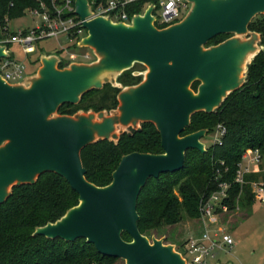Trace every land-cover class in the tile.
<instances>
[{
	"label": "water",
	"instance_id": "1",
	"mask_svg": "<svg viewBox=\"0 0 264 264\" xmlns=\"http://www.w3.org/2000/svg\"><path fill=\"white\" fill-rule=\"evenodd\" d=\"M188 1L192 7L183 20L159 29L154 5L126 24L102 16L87 20L93 13L89 0H75V13L87 30L78 46L93 49L98 62L60 69L59 56L43 55L38 74L20 84H8L0 76V146L7 143L0 151V203L12 194L9 189L33 184L45 173L63 177L79 195L76 207L56 223L38 228L36 235L67 242L84 239L101 255L126 264H187L174 246L152 243L141 234L139 196L151 178L181 171L188 151L207 152L202 142L207 130L182 136L192 115L218 109L245 83L247 64L262 49L237 40L202 49L217 36L245 34L253 18L264 13V0ZM6 51V46H0V59L9 56ZM245 58L246 75L240 82L239 67ZM136 63L149 67L147 78L119 94L121 105L114 115L78 112L49 120L61 106L78 104L85 93L106 83L114 85L116 78L91 86L102 69L122 73ZM197 81L200 85L194 93L189 88ZM139 121L157 126L164 153L123 157L106 187L87 181L82 150L101 140L118 142L117 124L128 127ZM124 233L132 241H125Z\"/></svg>",
	"mask_w": 264,
	"mask_h": 264
},
{
	"label": "trees",
	"instance_id": "2",
	"mask_svg": "<svg viewBox=\"0 0 264 264\" xmlns=\"http://www.w3.org/2000/svg\"><path fill=\"white\" fill-rule=\"evenodd\" d=\"M63 1L0 0V24L5 25L6 17L22 18L29 9L43 11L44 6L53 11V4L62 5ZM95 1L96 5L107 2ZM147 3L158 4V0H138L124 10L132 17L141 14ZM249 30L261 34L263 49L248 66L245 83L230 93L214 112L193 114L190 125L182 134L188 136L202 130H207V134L213 133L221 124L227 128L223 144L207 148L206 153L188 151L181 171L162 174L158 179L151 178L141 191L137 206L140 216L138 226L141 234L151 242L154 237H165L159 235L160 231L185 219L199 221L202 198L217 189L215 161L223 160L229 168L223 180L232 183L231 210L235 209L238 198L241 207L256 201L249 184L241 187L234 183L237 164L246 149H259L264 158V18L253 20ZM15 34L10 33L11 36ZM228 37L217 36L208 46H216ZM59 68L62 69L63 65L60 64ZM141 81L132 72H125L118 78L120 86L106 83L102 89L84 94L78 104L61 106L58 112L73 116L80 111L99 113L116 110L122 87L136 86ZM199 85L200 82H195L193 91L197 92ZM132 153H164L161 134L154 123L145 122L139 130L124 132L118 142L101 140L86 146L81 152V160L87 171V181L98 187L110 185L123 157ZM246 180L264 181V171L249 175ZM78 204L79 195L63 177L55 173H45L33 184L14 186L12 194L0 203V264H115L119 259L101 255L94 245L84 239L67 242L35 234L38 228L56 223ZM123 238L131 240L126 233Z\"/></svg>",
	"mask_w": 264,
	"mask_h": 264
},
{
	"label": "built area",
	"instance_id": "3",
	"mask_svg": "<svg viewBox=\"0 0 264 264\" xmlns=\"http://www.w3.org/2000/svg\"><path fill=\"white\" fill-rule=\"evenodd\" d=\"M56 0H54L55 2ZM138 0H107L106 4L96 5L95 0H89L92 8V15L87 20L97 17H109L113 22L131 23L132 17L125 12V7ZM154 5L155 26L159 29L167 28L183 20L190 11L192 4L188 0H158V4L147 3L146 9ZM96 6V7H95ZM43 11L31 9V14L40 17L41 23L29 31L19 30L11 36L9 27L0 24V46H6L12 43H19L25 47H33L36 43L50 38L68 37L71 41L79 43L85 36L87 30L84 27V21L75 13V1L64 0L62 5L53 4V11L42 7ZM136 15V14H135ZM8 57L0 59V76L8 84L15 85L22 83L26 77V68L20 61L12 58L7 47ZM86 60L91 56L87 54ZM227 134V128L219 124L213 131V145L223 144L224 137ZM264 163V158L259 149H246L241 161L237 164V171L234 175V183L241 187L249 184L256 201L264 202V181L246 180L247 176L258 174L264 171L260 170ZM229 173L225 161L214 162V181L217 189L211 194L202 198L200 203V223L202 226L201 234L191 236L184 243L182 253L187 264H211V260L216 258V251L234 246V238L223 228L225 218L229 214H234L241 206L239 198L236 201L235 209L231 210L229 206L230 191L232 183L223 180ZM190 257V261L187 258Z\"/></svg>",
	"mask_w": 264,
	"mask_h": 264
},
{
	"label": "rangeland",
	"instance_id": "4",
	"mask_svg": "<svg viewBox=\"0 0 264 264\" xmlns=\"http://www.w3.org/2000/svg\"><path fill=\"white\" fill-rule=\"evenodd\" d=\"M30 10L31 9L26 10L25 15L22 18L11 19L6 17L4 19L5 25L9 27L10 33H17L19 30L29 31L34 29L37 24L41 23L40 17L32 15ZM262 18H264V13L257 14L253 20ZM258 34L259 33L250 31L248 29L245 34H228L229 37L224 42H227L228 40H237L239 43H251L258 51L263 49L261 46L262 36L261 34ZM256 36H258V40L255 42L254 37ZM7 47L12 54V58L20 61L21 64H24L27 76H36L38 74L37 69L42 67V63L39 60L43 55L59 56L62 61H60L58 65L62 64L63 68L69 65L68 62H78L79 64L83 65L93 64L99 60V57L94 54L93 49L81 48L78 46L77 41H71L66 36H61L58 39H45L36 43V45L33 47H25L19 43H12L7 45ZM211 48H213V46L207 45L202 49V51L204 52ZM87 54L91 56L90 60L85 59ZM250 64L251 62L247 64V68ZM149 70L150 69L148 66L136 63L130 70H126L115 77L116 82H114V86H120L117 82L118 78L125 72H132L133 76L140 77L142 79V81L138 84L140 85L146 80ZM132 89L129 87H122L123 92H129ZM189 90L193 91L192 86L189 88ZM120 105L121 103H119L118 108L113 110V112H102H104L105 117H110L114 115V112L118 111ZM99 113L93 111H80L79 114L98 115ZM60 116L61 115L59 112H55L49 117V120H55ZM142 124L143 122L139 121L135 126L130 125L128 127H120L118 129L119 136H121L122 132H129L133 129L141 128ZM202 142L206 148L213 146V133L207 134L202 139ZM6 146L7 143L0 146V151ZM13 188L9 189V193L13 191ZM225 219L226 220L223 224V228L234 238L235 244L232 249L225 248L222 250H217L216 258L211 260V264H264V202L255 201L252 205L244 207L242 206L234 214L232 213L227 215ZM201 232L202 226L200 221L185 219L182 223L176 226L160 231L159 235H164L165 237L161 239L154 238L152 243L156 240L162 241L165 246H174V250L176 252L181 254L184 253L186 255V252L183 250L184 243L187 241V239H189V237L193 235L197 236L201 234ZM125 241L130 242L132 239ZM187 258L190 261V257L187 256ZM115 264H126V262L124 260H118L115 262Z\"/></svg>",
	"mask_w": 264,
	"mask_h": 264
},
{
	"label": "bare ground",
	"instance_id": "5",
	"mask_svg": "<svg viewBox=\"0 0 264 264\" xmlns=\"http://www.w3.org/2000/svg\"><path fill=\"white\" fill-rule=\"evenodd\" d=\"M246 58L240 64L239 70V81L242 82L244 74H245V65H246ZM120 70L116 69H102L93 79L91 86H96L106 81L114 80V78L120 73ZM92 119V118H89ZM94 121V118H93ZM122 127L121 125L117 124V128L119 129ZM123 128V127H122ZM98 138V137H96Z\"/></svg>",
	"mask_w": 264,
	"mask_h": 264
},
{
	"label": "crops",
	"instance_id": "6",
	"mask_svg": "<svg viewBox=\"0 0 264 264\" xmlns=\"http://www.w3.org/2000/svg\"><path fill=\"white\" fill-rule=\"evenodd\" d=\"M85 49V48H84ZM95 54V53H94ZM96 55V54H95ZM40 62H41V58H40V60H39ZM72 63H77V64H79L78 62H68V64L70 65V64H72ZM40 69V67L37 69V70H39ZM120 103V102H119Z\"/></svg>",
	"mask_w": 264,
	"mask_h": 264
}]
</instances>
